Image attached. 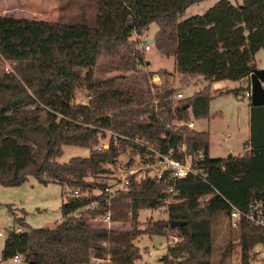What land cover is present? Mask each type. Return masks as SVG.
I'll use <instances>...</instances> for the list:
<instances>
[{
	"label": "trees",
	"instance_id": "1",
	"mask_svg": "<svg viewBox=\"0 0 264 264\" xmlns=\"http://www.w3.org/2000/svg\"><path fill=\"white\" fill-rule=\"evenodd\" d=\"M202 1L97 0L93 27L0 18V61L10 65L8 71L0 65V185L15 187L32 177L82 195L67 199L61 222L51 229H30L24 219H16L20 231L8 232L0 262L20 257L25 264H89L92 256H109L102 264H135L141 255L134 242L142 234L173 233L180 241L158 264H211L212 218L230 217L232 208L245 213L254 202L264 206V107L250 106L248 152L213 160L206 132L175 125L208 119L209 87L172 102L173 90L142 98L119 90L117 79L94 81L100 59L133 54L137 43L129 39L141 36L151 24L158 27L154 47L171 51L178 74L208 83L249 77L255 54L264 50V0H242L237 6L220 0L203 15L177 22L187 8ZM134 58L141 61L137 52ZM78 90L88 92L87 104L75 103ZM106 132L113 136L107 139ZM99 139H107L108 149L92 150L87 158L66 164L56 161L62 147L90 149ZM134 139H145L180 162L202 151L203 160L194 162L198 176L177 181H170L168 173L159 180L129 177L126 190L111 198L109 209L111 220L130 223V230L97 228L89 220L106 214L108 196L92 195L95 186L104 187L89 179L103 178L109 173L105 166L127 149L143 165L154 162V155ZM170 188L177 194L166 207L167 220L139 230L138 213L163 206ZM91 202L98 203L94 209L68 217ZM172 222L184 224L172 229ZM232 235L227 250L235 242L241 264H249L253 247L264 245V229L239 218Z\"/></svg>",
	"mask_w": 264,
	"mask_h": 264
},
{
	"label": "rangeland",
	"instance_id": "2",
	"mask_svg": "<svg viewBox=\"0 0 264 264\" xmlns=\"http://www.w3.org/2000/svg\"><path fill=\"white\" fill-rule=\"evenodd\" d=\"M220 0H205L187 8L185 12L178 16L177 22H182L190 17L201 16L208 9L212 8ZM232 5L237 6L242 0H228ZM97 13V12H96ZM88 19L72 20H49L58 21L62 24H79L93 27L96 24L97 14ZM38 21V20H35ZM158 27L151 24L149 29L141 36L133 35L129 41L136 42L134 53L137 52L141 61L135 60L134 53L126 52L117 57H102L94 70V81H108L117 79L116 87L124 92H134L142 98L148 95L153 96L155 86L151 83L153 74L160 76L165 91L173 90L175 93H182L184 98L192 96L205 87H209L211 101L208 107V119L193 121L194 130L206 132L208 134V156L213 160H224L229 156H242L249 150L247 147L250 138V103L244 96V91L250 87L249 81H221L208 83L202 79L179 77L175 71V61L171 51L160 52L150 45L148 51L144 50V42L153 38ZM5 66V70L10 69L8 63L0 61ZM257 70L264 68V50H259L252 62ZM88 92L78 90L75 93V103L87 104ZM103 146L106 141L99 142ZM142 144L152 147L145 139ZM94 147L86 149L76 146L62 147V154L56 160L59 164H66L72 158H87ZM133 161L129 167L127 164ZM108 174L103 178L89 179L90 182L102 184L104 188L94 187L91 194L98 196L105 188L116 187L120 189L122 183L129 177L130 172L143 179L146 175L152 174L151 170H146L141 163L139 155L127 149L120 154L117 161L112 165L105 166ZM132 175V176H133ZM124 188V187H122ZM72 191L69 187L56 183L46 185L38 183L34 178L27 177V180L15 187H3L0 185V231L4 233L0 237V259L4 242L8 232L15 231L17 225L15 220L24 219L30 229H51L61 222L64 212L63 204L71 197ZM82 196V195H81ZM100 196V195H99ZM12 211V212H11ZM166 211H155L151 209L141 210L138 213V229L143 231L148 227V223L156 221H166ZM120 225L114 226L116 231L125 232L130 230L131 224L119 221ZM236 230L229 217L222 214L214 216L211 220V233L213 240V253L211 264H241L240 248L235 242L228 251V245L233 239L232 233ZM168 235L150 236L142 234L135 242L141 260L135 264H158L157 257L167 255ZM148 252L151 255H148ZM106 256H103L105 259ZM0 264H25L21 261L14 263L13 260L0 262ZM249 264H264V245H255L250 254Z\"/></svg>",
	"mask_w": 264,
	"mask_h": 264
},
{
	"label": "built area",
	"instance_id": "3",
	"mask_svg": "<svg viewBox=\"0 0 264 264\" xmlns=\"http://www.w3.org/2000/svg\"><path fill=\"white\" fill-rule=\"evenodd\" d=\"M144 44H145L144 50L148 51L150 49V45L147 42H144ZM151 83L155 86V92H158V93H164L165 92V90L162 88L163 83L161 82L160 76L153 74L151 76ZM261 85L264 88V83H262ZM243 97L246 100H248L250 103V87L244 91ZM182 99H184V96L180 92L174 93V95L169 98V100H171L172 102H178ZM152 104L154 106L155 112H157L158 101L156 99H154L152 101ZM81 105H84V104H81ZM175 125L177 127H183L184 126L189 130L194 129L193 121H190L188 123L177 122V123H175ZM106 135L108 136L107 139H109L111 136H113V134L109 133V132H106ZM107 139H99L100 142L103 140V141H106V143L103 146H101L99 143V145H97L96 147L93 148V151L108 149L109 146L107 143ZM143 140L144 139H142V140L134 139V140H132V142L135 144H138L143 149H145V153H152L154 155L153 164L143 165V166H145L146 170L152 171V174H150L149 176L146 175L145 177H149L151 179L159 180L162 178V176L165 173H168V178L170 181H174V180L177 181V180H182V179L186 178L188 175H192L195 177L198 176V172L194 167V162H199V161L203 160L204 156H203L202 151H199L194 156L193 159L188 157V158H185L184 162H180L178 160L172 159L169 155H162L160 153V151L158 150V148L155 145L151 144L147 140L146 141L149 144H151L152 147H148V146L143 145L142 144ZM182 151L184 152V147L182 148ZM133 173L134 172H130V175L132 176ZM131 176H129V177H131ZM133 176H135V175H133ZM128 178L122 183V185H123L122 187H124V188L121 187L120 189H118L116 187H109V188L107 187L101 191V194H99V195L105 194L108 196L104 200V203L108 206V209H107L105 215L90 219L89 220L90 224H92L93 226H95L97 228H105L107 230H115L114 226L120 225L119 222H114L111 220L109 205H110V200L112 197H114L119 191L126 190V187L128 185ZM134 179L136 181H140V180H137L136 176L134 177ZM166 194H167L168 198L164 201L163 206H161L160 208H157L155 211H158V212H160L161 210L166 211V207L172 202V198L177 194V191H175L174 188H170L167 190ZM71 197H81V195L79 194L78 191H74L72 193ZM97 204H98L97 202H91L88 205V207H85L81 210H76V211L70 213L68 215V217H74V218L79 217L80 211L82 212L86 209H94L97 206ZM229 218H230L234 228H236L237 220L239 218H244L246 221L250 222L253 226H255L257 228L264 229V206L261 202H254L249 206L247 212H245V213H242V212L238 211L237 209L232 208V211H231ZM19 231L20 230L17 229L14 232H19ZM3 235H4V233L2 231H0V237H2ZM168 239H171L167 243L169 247H174V245L179 243V241H180V239L176 235H173V236L168 235ZM148 255L150 256L151 253L148 252ZM156 260H158V259L156 258L155 261ZM19 261H21L20 257H15L13 259L14 263H17ZM107 262H109V256H106L105 259H96L94 256L89 258V264H102V263H107ZM144 264H149V263H144Z\"/></svg>",
	"mask_w": 264,
	"mask_h": 264
},
{
	"label": "crops",
	"instance_id": "4",
	"mask_svg": "<svg viewBox=\"0 0 264 264\" xmlns=\"http://www.w3.org/2000/svg\"><path fill=\"white\" fill-rule=\"evenodd\" d=\"M96 12L97 0H0V18L58 23V21L49 20L88 19L94 16ZM153 38L147 39L146 42L151 40L152 45ZM172 57L175 61L174 56ZM251 67L255 69L253 63ZM196 78L201 79L195 77V80ZM241 81H249V77ZM157 259L159 260L160 257H157Z\"/></svg>",
	"mask_w": 264,
	"mask_h": 264
},
{
	"label": "water",
	"instance_id": "5",
	"mask_svg": "<svg viewBox=\"0 0 264 264\" xmlns=\"http://www.w3.org/2000/svg\"><path fill=\"white\" fill-rule=\"evenodd\" d=\"M151 44V40L147 41ZM249 85H250V106L252 107H264V88L262 83H264V68L261 70L253 69L249 75ZM184 223L172 222L171 228H179Z\"/></svg>",
	"mask_w": 264,
	"mask_h": 264
}]
</instances>
